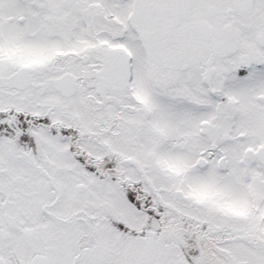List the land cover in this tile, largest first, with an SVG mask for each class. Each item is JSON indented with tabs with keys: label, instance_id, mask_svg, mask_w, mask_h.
<instances>
[{
	"label": "snow or ice",
	"instance_id": "snow-or-ice-1",
	"mask_svg": "<svg viewBox=\"0 0 264 264\" xmlns=\"http://www.w3.org/2000/svg\"><path fill=\"white\" fill-rule=\"evenodd\" d=\"M0 264H264V0H0Z\"/></svg>",
	"mask_w": 264,
	"mask_h": 264
}]
</instances>
